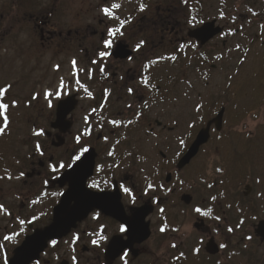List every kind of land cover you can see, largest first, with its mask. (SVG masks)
<instances>
[{
	"label": "rangeland",
	"instance_id": "rangeland-1",
	"mask_svg": "<svg viewBox=\"0 0 264 264\" xmlns=\"http://www.w3.org/2000/svg\"><path fill=\"white\" fill-rule=\"evenodd\" d=\"M141 1L0 0V88L11 86L5 96H0V102L9 105L6 110V127L3 116H0V127H4V131L0 133V175L5 173L6 166L11 165L12 170H9V173L11 176H15V171L20 168V165L28 163L27 156H30L31 159H34L35 153L39 156L35 149V141H39L46 151V155L40 158L44 163L49 157H53L55 160L62 155L65 156L63 158L69 157L68 155L76 147L74 134L85 127L84 116L88 114V109L94 101H89L88 97L79 101L77 108L73 111L68 137L62 146H55V139L51 137L46 138L42 135L39 137L35 133L39 128L54 132L50 124L56 118L55 104L57 100L70 93L78 91L82 94L85 91L86 86L83 79L84 82L91 81L88 76V67L93 63L90 54L94 49L104 48L101 34L106 33L108 25L115 27L119 20L126 19L127 24L130 23L131 16L137 20L127 29L125 28L121 35L125 49L134 48L140 44L139 41L142 39L146 40L147 45L134 54L135 59H132L131 62H124L121 67V72L127 77L129 86L135 90L133 95H128L127 87H124L121 92V85L114 86V82L111 81L112 84H108L104 77L100 76L101 72L97 71V78L95 77L97 81L105 82L104 86L112 89L109 97L110 104L116 102V98L119 99L118 96H115V91L118 88V93L126 97L124 100L127 98H130L131 101L140 100L145 95L143 98H151L153 104L151 112L147 113L144 119L148 118V121L151 119L153 124L158 119L166 126L177 123L178 129L176 130V125L173 128L176 132L179 131L180 137L204 127L206 123L203 120L208 107L213 106L214 110L210 117L214 116L221 106H225L227 102L225 96L230 99V107L233 103L238 105L243 103L246 106L249 114L243 120L246 121L245 124L250 130L256 131L255 126L259 122L264 123V29L260 34L258 33L259 28H257L260 22V17L257 14L260 13L259 9L264 14V0H202L199 19L211 13L208 20L217 19L218 23L222 25L232 24L235 19L239 20H237V32L226 31L223 36H220L219 39L216 38L202 49V52L206 53L205 55L209 58L208 65L202 63V57L199 56L200 50L195 52L193 42L187 40L182 50L178 51L177 48L181 46L180 35L172 34L170 37L163 39L162 36L161 38L160 34L155 32L159 16H162V14L156 13L157 5L155 4L157 2H153L154 10L144 11L140 7ZM113 2H117L119 7L114 8L111 5ZM171 6L174 7V3L168 4L167 8L172 9ZM252 6H255L254 10L250 9ZM104 8L110 9L112 14H105ZM198 10H194L192 7L188 9V14L185 16L190 21L187 20L189 27L196 21L194 17L199 13ZM39 15L49 20L46 30L51 31L50 39H41L37 26ZM113 21L116 23H112ZM185 23L183 22V24ZM185 34L186 32L183 35ZM224 38L227 40V44L222 43ZM251 39L253 40L250 41ZM184 51L188 53L186 56ZM156 57L158 60L154 61ZM185 57H188V60L193 58L194 64H183ZM143 59L149 61L142 66ZM73 61L79 66V69L81 68L83 74L81 80L77 81L74 78ZM109 62L108 70L111 74L116 69V63L113 62V59H110ZM212 63L216 66L214 69L210 67ZM140 66L146 71L142 72ZM180 68H182L181 71ZM145 73L153 75L155 80L150 90L142 89L148 94L140 93L142 85L137 79L138 74L142 76ZM133 75H137L136 79L132 78ZM182 76L183 78H181ZM245 79L247 81L244 85H247L237 87L238 80ZM187 81L190 83L189 86L180 84L188 83ZM205 83H209L210 86H204ZM158 85L162 86L160 92L155 89ZM242 89H244L243 92H241ZM95 91H97L96 94L102 92L97 87ZM46 93H50V95H46ZM198 94L201 95L200 100ZM229 94L232 95L229 96ZM195 98L199 100L198 103ZM240 99H243L242 102L239 101ZM142 105L144 106V103ZM197 105L201 108L199 109L198 106L197 109ZM255 108L259 110L256 111ZM228 115H230L229 112L226 113L224 120ZM257 116L260 118L255 119ZM153 127L158 131L152 135V139H148V141L141 139L144 134L142 131H138L137 137L139 138L136 144H131V147H136L131 148V151L134 153L136 167L139 169L142 167L138 162L143 154L154 153L157 142H161L163 129H157L155 124ZM94 130L95 137L100 126L94 125ZM175 134L171 133L170 136L174 137ZM92 143H95V139ZM149 143H151V147ZM101 145L105 147L104 144ZM260 146L263 149L260 150L259 162L256 163L255 168L262 174L264 172V141ZM123 147L119 146L120 153ZM137 147H140L144 153H141ZM67 152L68 155H66ZM254 158L256 159L257 156ZM3 185L8 186L5 182ZM255 185L259 190H262L256 183ZM227 195L228 199L232 196L226 194L222 196V199L227 200ZM204 196L207 199H212L207 193ZM263 201L261 200L259 203ZM259 203L258 205L250 204V206H255L257 214L261 216ZM177 212L180 213L179 210ZM156 217L160 218V215ZM174 219L182 221V225H178L179 229L176 232L181 235L179 242H183V245L180 246L182 252L176 254L177 257L174 256L175 252L171 248L166 252L170 255L171 260L176 259L173 264H264V244L256 236H253V239L248 242L241 240L247 220L243 222L239 216L232 218L231 223L241 227L235 226L238 230L230 239L227 233L214 235L216 240L225 243L226 247L222 248V253L210 257L208 260L209 258L207 259L208 256L204 252V245L208 238L193 227L195 219L191 213H186L185 217L176 216ZM207 220L216 224L221 222L222 229L226 227L223 220ZM171 222L170 219L169 224ZM162 225L165 226L164 220L154 224V236L148 243V247L156 254L152 255L153 258L159 257L163 251V235L160 232ZM198 249L201 252L197 251ZM156 259L154 264L159 261ZM158 264H162V261H159Z\"/></svg>",
	"mask_w": 264,
	"mask_h": 264
},
{
	"label": "flooded vegetation",
	"instance_id": "flooded-vegetation-1",
	"mask_svg": "<svg viewBox=\"0 0 264 264\" xmlns=\"http://www.w3.org/2000/svg\"><path fill=\"white\" fill-rule=\"evenodd\" d=\"M38 20L41 39H50L51 31L46 30L49 20L41 15ZM155 32L160 33L163 39L172 34L186 39V35H183V23L171 14L159 18ZM104 36L103 33L102 40ZM135 57L113 59L116 69L105 78L106 82H114V86L121 85V92L124 87L128 90L129 81L122 74L121 67L124 62H131ZM141 62L144 65L146 60ZM136 76L133 75L132 78L136 79ZM140 77L141 74H138V79ZM140 84V93L148 94L142 89L149 90L152 83ZM204 86L210 84L205 83ZM118 92L119 88L115 91V96L119 99L116 98V102L111 104L104 93L95 98L92 104L94 109L102 106L98 117L100 130L95 137L93 130L75 133L74 137L79 135L81 140L77 144L74 139L76 147L70 155L66 153L69 157L63 158L65 156L62 155L56 160L49 157L44 163L40 158L46 155V151L41 146L39 149L35 148L39 156L36 153L33 155L34 159L27 156L28 163H22L15 171V176L9 173L11 165L5 167V173L0 175V205L3 206L0 208V264H154L156 258L162 264H173L176 259L171 260L166 252L171 248L177 257L176 254L182 252L180 246L183 245V242H179L181 235L176 232L182 221L174 218L185 217L186 213H191L194 217L193 227L197 232L205 234L208 239L217 233H227L229 239L232 238L238 229L231 221L238 216L247 220L241 240L248 242L254 236V219L264 218V172L261 174L255 168L259 162L260 150L263 149L260 145L264 141V123L259 122L255 126L256 131L250 130L243 120L249 114L246 106L243 103H233L230 107V99L225 96L228 105L226 110L230 115L225 120L223 118L219 125H211L208 139L199 145L197 153L188 164L181 165L180 160L202 128L180 137L179 131L176 132L179 127L177 123L176 126H166L156 119V128L163 129L161 142H157L152 154L144 153L137 147L144 153L138 162L142 167L139 169L131 151V148L136 147H131V144H136L138 131L143 132L144 137L141 139L146 141L157 133L153 121L144 119L151 112L153 101L151 98H143L145 95L140 100H124L126 97ZM200 96L198 94V99ZM213 110V106L208 107L203 120L206 125L216 117V114L210 117ZM257 118L260 117H255ZM42 130L43 137L55 139V146L57 138H64L65 143L69 134V131L62 134L56 129L53 133L45 128ZM171 133L176 134L171 137ZM94 139L95 143H92ZM120 145L124 146L121 153ZM149 145L151 147V143ZM90 148L96 150V167L86 184L93 191L116 192L118 215L114 217L106 214L103 209H93L62 237L45 243L35 241V235L51 224L54 206L62 193L70 187L69 180L62 184V174L69 171L77 155H83ZM61 164L64 167H60ZM3 182L8 186H4ZM206 193L212 199H207L204 196ZM226 194L235 198L231 196L228 199L227 195V200H223L222 196ZM260 199L263 202L259 203ZM258 203L261 216L257 214L255 206H250ZM207 219L223 220L226 227L222 229L221 222L216 224ZM163 220L165 226L160 228L163 251L159 257L153 258L152 255L156 254L148 247V243L154 236V224ZM128 224L132 226L131 230ZM122 226L124 231H121ZM93 240L98 243L93 244ZM218 242L221 243L219 240ZM119 246L122 247L120 253L116 250Z\"/></svg>",
	"mask_w": 264,
	"mask_h": 264
},
{
	"label": "water",
	"instance_id": "water-1",
	"mask_svg": "<svg viewBox=\"0 0 264 264\" xmlns=\"http://www.w3.org/2000/svg\"><path fill=\"white\" fill-rule=\"evenodd\" d=\"M214 21L208 24H205L203 27L197 29L195 31V36L204 43L208 39H210L212 36H214L216 33H218L221 29L220 28H215L214 27ZM69 105V103L67 104ZM73 106H69L67 108H59L58 110V115H61L62 117L66 116ZM206 140V138H204ZM203 141V140H202ZM201 140L198 142H202ZM198 143L196 147L198 146ZM195 150L192 148L191 151L185 156L184 158V163L188 162L190 158L193 156ZM81 167V166H80ZM92 167V163L90 166V169ZM87 175H84L81 180L77 183L76 180H74V187L73 189L65 196L63 203L58 207L57 214H56V219L59 220V224L53 228L51 231L45 232L41 235L40 243H45L47 239L50 237L54 236L57 234V229L59 225L65 224L66 226L70 227L75 224L77 220L82 219L88 211L91 209L90 208H85L83 203H91V205L94 204H99L100 198H93L92 200L88 198L85 189H83L84 182L86 179ZM80 197L82 199H80ZM72 200L77 201V205L79 204L78 208H73L72 210L69 207V204ZM82 200V201H81ZM94 202V203H92ZM257 233L261 235L264 238V221L261 222L258 226ZM208 251L210 253H217L218 252V247L212 243L208 245Z\"/></svg>",
	"mask_w": 264,
	"mask_h": 264
},
{
	"label": "snow or ice",
	"instance_id": "snow-or-ice-1",
	"mask_svg": "<svg viewBox=\"0 0 264 264\" xmlns=\"http://www.w3.org/2000/svg\"><path fill=\"white\" fill-rule=\"evenodd\" d=\"M113 7L114 8H118L119 5L118 4H114ZM104 12L107 15H111L112 14L111 11H110V9H108V8H105L104 9ZM109 32H110V34H114V30H112V29H110ZM105 45L110 47L111 46V41H105ZM137 47H139V45H137ZM101 55H106V53H101ZM73 64L75 65V61H73ZM10 87L11 86H8V88H0V96H5ZM129 91H131V89ZM46 95H50V93H46ZM57 95H59V93H57ZM13 103H15V102H13ZM8 108H9V105L8 104H5V103L0 102V116H3V118H4L5 127L7 126L6 110ZM3 131H4V127H0V133H2ZM35 134L36 135H43V130L41 129V130L37 131ZM77 139H79V138H77ZM181 143H183V141H181ZM39 147L40 146L37 145V149H39ZM85 151H86V149H85ZM74 159L79 160L80 159V156L77 155ZM60 167H64V165L61 164ZM21 175H23V173H21ZM149 187H151V185H149ZM125 191H127V189H125ZM2 207L3 206L0 205V208H2ZM197 211L199 212L200 209H197ZM121 231H124L123 226L121 227ZM5 239H8V237H5ZM101 239H103V237H101ZM53 243H55V241H53ZM92 243L93 244H97L98 241L93 240Z\"/></svg>",
	"mask_w": 264,
	"mask_h": 264
}]
</instances>
